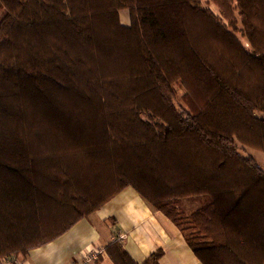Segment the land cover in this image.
Here are the masks:
<instances>
[{
    "label": "trees",
    "instance_id": "16d2710c",
    "mask_svg": "<svg viewBox=\"0 0 264 264\" xmlns=\"http://www.w3.org/2000/svg\"><path fill=\"white\" fill-rule=\"evenodd\" d=\"M207 1L225 23L203 0H0V260L53 240L48 210L58 237L133 187L202 264H264V0Z\"/></svg>",
    "mask_w": 264,
    "mask_h": 264
},
{
    "label": "crops",
    "instance_id": "0c3cea01",
    "mask_svg": "<svg viewBox=\"0 0 264 264\" xmlns=\"http://www.w3.org/2000/svg\"><path fill=\"white\" fill-rule=\"evenodd\" d=\"M121 23L130 27L129 11L120 13ZM264 118V115H259ZM262 157L255 158L264 166V154L254 152ZM115 187H97L100 193L92 199L94 205L106 195L111 194ZM48 209L55 206L53 199L48 200ZM42 218L47 223L43 238L53 239L48 244L29 250L27 256L0 260V264H114L106 252V247L119 241L132 257L142 264L146 258L161 250L163 256L160 264H202L196 254L187 245L180 228L165 214L155 210L136 192L133 187L124 188L108 202L101 205L88 216L78 220L61 236L55 237L57 217L55 212L47 211ZM75 216L74 211L60 222H69ZM41 220V218L39 217ZM96 260H89L92 255Z\"/></svg>",
    "mask_w": 264,
    "mask_h": 264
},
{
    "label": "rangeland",
    "instance_id": "374dc122",
    "mask_svg": "<svg viewBox=\"0 0 264 264\" xmlns=\"http://www.w3.org/2000/svg\"><path fill=\"white\" fill-rule=\"evenodd\" d=\"M233 3V9L235 10V15L239 18V11L236 10L238 7V1L237 0H230ZM203 7L207 8L209 11H211L216 17L222 19L224 23L226 22L218 8L213 4L208 2L207 0H203ZM5 14V10L2 6H0V18L3 17ZM1 20V19H0ZM242 29V26H239V31ZM235 36L238 37V39L241 41L243 44L244 48L248 49L251 52V48L249 47L250 45L246 41V39L241 35V32H238L235 34ZM251 154L254 156L256 155L259 160H262V157L254 152H251ZM255 157V156H254ZM211 201V198L209 196H200V197H194V198H187V199H182L181 202V207L185 211L186 214H191L194 211L198 210L204 204L208 203Z\"/></svg>",
    "mask_w": 264,
    "mask_h": 264
},
{
    "label": "built area",
    "instance_id": "2783aa9c",
    "mask_svg": "<svg viewBox=\"0 0 264 264\" xmlns=\"http://www.w3.org/2000/svg\"><path fill=\"white\" fill-rule=\"evenodd\" d=\"M97 258H98V255L95 254V255H92V256L89 258V260H96Z\"/></svg>",
    "mask_w": 264,
    "mask_h": 264
}]
</instances>
